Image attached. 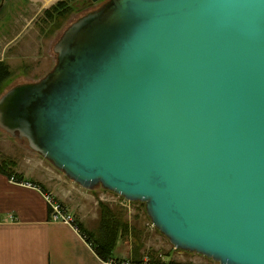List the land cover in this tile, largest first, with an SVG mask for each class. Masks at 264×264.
Masks as SVG:
<instances>
[{"label": "water", "instance_id": "1", "mask_svg": "<svg viewBox=\"0 0 264 264\" xmlns=\"http://www.w3.org/2000/svg\"><path fill=\"white\" fill-rule=\"evenodd\" d=\"M54 53L1 96L0 129L145 204L175 250L264 264V0H109Z\"/></svg>", "mask_w": 264, "mask_h": 264}, {"label": "rangeland", "instance_id": "2", "mask_svg": "<svg viewBox=\"0 0 264 264\" xmlns=\"http://www.w3.org/2000/svg\"><path fill=\"white\" fill-rule=\"evenodd\" d=\"M38 1L36 3H50V7L46 8L50 11L57 5L53 0ZM67 1L70 12L65 17H59L57 12H51L52 18L47 20L45 16L47 10H43L36 23L39 36L35 42V48L25 51L15 49V56L9 61H3L8 65L11 76L3 82L0 98L15 86L26 84L25 82L37 83L52 72L57 65L54 47L64 32L80 18L98 10L109 0H101L97 3L91 0ZM0 155L3 158L15 160L21 171L27 163L29 175L32 177L30 179L36 184L45 186L49 196L62 203L88 232L99 235L102 204L108 205L118 213L121 212L123 219L130 227V234L120 240L117 249L119 247L121 252L129 250L133 256L132 259L139 260L149 255V257L164 256L165 260L175 259L184 264H216L203 256L175 250L168 239L153 226L147 215L145 204L127 202L102 187L93 191L82 189L49 161L30 150L25 141L12 138L1 129Z\"/></svg>", "mask_w": 264, "mask_h": 264}, {"label": "crops", "instance_id": "3", "mask_svg": "<svg viewBox=\"0 0 264 264\" xmlns=\"http://www.w3.org/2000/svg\"><path fill=\"white\" fill-rule=\"evenodd\" d=\"M36 2L0 0V62L14 57L15 49L35 48L36 23L51 5ZM25 165L23 171L16 168L24 176L22 182L0 173V264H112L97 255L70 211L74 225L52 221L49 192L43 185L34 186ZM132 257L119 247L114 252L115 260Z\"/></svg>", "mask_w": 264, "mask_h": 264}, {"label": "trees", "instance_id": "4", "mask_svg": "<svg viewBox=\"0 0 264 264\" xmlns=\"http://www.w3.org/2000/svg\"><path fill=\"white\" fill-rule=\"evenodd\" d=\"M69 3L67 0L61 1L55 5L52 10H47L45 12L46 19L49 20L52 18L51 12H57L59 17H65L70 11ZM11 76L10 69L7 64L0 62V88L2 87L3 82L6 81ZM0 157H2L0 155ZM17 163L11 158H1L0 160V173L7 175L9 178H14L18 182L24 180L22 174L16 172ZM34 183V182H33ZM36 183H34V186ZM37 186V185H36ZM42 187V186H41ZM64 207V206H63ZM66 210V208L64 207ZM101 210V222L99 227V235L88 232L82 225H77L76 227L82 233V235L87 239V241L95 249L97 255L104 261H123L115 260L114 252L117 248V244L120 240L124 239L130 234V227L123 219V214L116 212L111 209L108 205L102 204L100 206ZM67 211V210H66ZM134 260V259H133ZM139 260H134L139 262Z\"/></svg>", "mask_w": 264, "mask_h": 264}, {"label": "built area", "instance_id": "5", "mask_svg": "<svg viewBox=\"0 0 264 264\" xmlns=\"http://www.w3.org/2000/svg\"><path fill=\"white\" fill-rule=\"evenodd\" d=\"M54 3H58L65 0H53ZM48 201L50 203L52 209V221L53 222H63L66 224H75L74 218L70 215L63 207L62 203L56 201L55 198L48 197ZM112 264H184L183 262H179L177 260H165L164 256L159 257H149L146 255L139 262L134 260H123V261H110Z\"/></svg>", "mask_w": 264, "mask_h": 264}]
</instances>
